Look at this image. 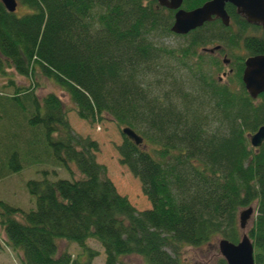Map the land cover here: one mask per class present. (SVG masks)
I'll return each mask as SVG.
<instances>
[{"label":"trees","instance_id":"16d2710c","mask_svg":"<svg viewBox=\"0 0 264 264\" xmlns=\"http://www.w3.org/2000/svg\"><path fill=\"white\" fill-rule=\"evenodd\" d=\"M16 1L27 10L9 12L0 1V75L11 68L31 82L40 73L66 92L79 118L133 129L143 142L122 133L119 161L151 203L139 211L117 191L97 161L98 143L73 132L60 97L38 98L35 87L8 78L12 94L0 92V118L14 120L17 130L0 141L13 145L8 164L0 158V177L26 160L54 167L27 181L34 208L0 200V227L23 264H91L94 251L87 261L58 253L57 238L84 247L98 242L104 264H130L119 259L127 254L148 264H180L185 246L216 236L238 242V213L251 205L247 234L254 264H264V141L255 148L249 140L264 125V94L251 98L242 82L246 56L264 54V30L228 3V26L213 19L175 35L187 41L171 48L163 39L174 34V11L156 8V0ZM205 1L184 0L183 8ZM211 43L231 60L227 81L216 76L226 68L223 60L198 51ZM56 168L71 177H58ZM217 264L226 262L219 257Z\"/></svg>","mask_w":264,"mask_h":264},{"label":"rangeland","instance_id":"374dc122","mask_svg":"<svg viewBox=\"0 0 264 264\" xmlns=\"http://www.w3.org/2000/svg\"><path fill=\"white\" fill-rule=\"evenodd\" d=\"M26 7L18 5L16 11L23 13L26 11ZM176 34L169 35L163 39L165 45L171 48H177L178 46L185 44L186 38L175 36ZM218 43L208 44L207 48H213ZM199 52L203 51L202 47H199ZM238 54H244L242 51H238ZM209 54H215L217 58L222 60L223 54L219 55L217 50H214ZM228 72L225 68L222 72ZM220 72L216 76H221ZM8 78H14L16 84L26 87H35V93L38 98H42L48 93H54L63 102L64 108L67 112V119L73 132L82 137H89L99 145V151L96 154L97 161L103 164L106 168L107 176L111 179L117 191L125 195L131 204L137 210H144L151 206L146 195L143 193L141 183L137 177H135L129 169L120 163L119 154L117 152V146L122 141V128L117 126L112 120L106 118L102 122L97 124H90L85 120L79 118L74 110V104L70 100L66 92L53 80L43 76L40 73H36L33 76V80L27 77H23L17 74L13 69L9 68L6 76L0 75V92L1 94H12L10 86H5L8 82ZM220 81H227V75L223 76ZM33 85V86H32ZM5 102V101H4ZM8 108V107H7ZM9 115V114H8ZM14 120L8 117L0 118V141H4L7 132H15L17 129L13 125ZM0 145V158H5V164H8L10 152L13 150V145L9 143H3ZM26 146V144H25ZM21 148V147H20ZM10 150V152H9ZM40 156L46 154V148L44 146L39 147ZM22 158L27 157L24 154V148L19 150ZM10 153V154H9ZM35 163H24L21 170L17 172H11L9 175L0 177V200L7 204L20 208L24 211H28L34 208V199L29 194L26 184L30 179L42 178L41 170H51L54 167L46 165L45 161H37ZM74 177H80V174L76 171V168L72 166ZM58 177L70 178L71 176L64 169L56 168ZM56 177H52L55 179ZM15 218L23 221L22 215L19 213L15 215ZM250 224V222H249ZM248 224V225H249ZM241 234V231H240ZM222 237L216 236L209 243L200 247L185 246L179 255L180 264H217V260L220 257L218 250V242ZM58 253L62 251H68L73 256L78 257L81 261H87L89 259V249L95 252V255L91 258V264H104L105 263V251L103 247L96 241L89 239L86 241V246H80L76 242L67 241L65 239L57 238ZM121 261L130 264H148L144 258L137 254H127L119 256ZM0 264H23L22 253L20 251L13 250L8 246L6 242V234L4 228L0 227Z\"/></svg>","mask_w":264,"mask_h":264},{"label":"water","instance_id":"95a60500","mask_svg":"<svg viewBox=\"0 0 264 264\" xmlns=\"http://www.w3.org/2000/svg\"><path fill=\"white\" fill-rule=\"evenodd\" d=\"M9 12H15L16 0H0ZM159 6L175 10L171 32L178 35L188 34L190 31L210 22L214 17L228 26L230 17L225 9L227 3L232 4L249 24L259 25L264 29V0H207L202 5L190 10L182 8L184 0H157ZM219 46L216 47V49ZM212 51V50H211ZM229 60L224 59L227 63ZM242 82L251 98H257L264 93V54L249 56L245 60L242 72ZM122 133L136 144H142L143 138L133 129L124 127ZM251 146L258 148L264 141V125L249 137ZM255 215L254 206L241 209L238 213V227L241 236L238 242L221 238L218 242L220 256L227 264H254V246L247 234L249 222Z\"/></svg>","mask_w":264,"mask_h":264},{"label":"flooded vegetation","instance_id":"af4514ba","mask_svg":"<svg viewBox=\"0 0 264 264\" xmlns=\"http://www.w3.org/2000/svg\"><path fill=\"white\" fill-rule=\"evenodd\" d=\"M157 1V0H156ZM228 4V3H227ZM232 5V4H231ZM159 7H162V6H159V4H158V1H157V4H156V8H159ZM226 7V6H225ZM235 7V6H234ZM163 8H166V7H163ZM167 9H169V8H167ZM236 9V8H235ZM170 10H172V9H170ZM174 11V13H175V10H173ZM236 13L239 15V16H241L243 19H245L241 14H239L238 12H237V9H236ZM213 19H216V17H214ZM212 19V20H213ZM218 19V18H217ZM245 21L247 22V20L245 19ZM248 23V22H247ZM254 25V24H253ZM257 26H259V25H257ZM261 27V26H260ZM261 30L263 31L264 29L261 27ZM261 34H262V32H261ZM253 35V34H252ZM240 46H242L241 44H239ZM216 50H214V52H215ZM217 52L219 53V55L221 54L220 52H221V48L220 49H218L217 50ZM244 53H246V51L244 50L243 51ZM209 53H211L210 51H209ZM257 55V54H256ZM227 57V55L226 54H224V57ZM248 56H253V55H247L246 57H248ZM245 60V59H244ZM230 63H231V60L229 61V63L228 64H224L225 65V67L229 70V69H232L229 65H230ZM264 94V93H263Z\"/></svg>","mask_w":264,"mask_h":264}]
</instances>
